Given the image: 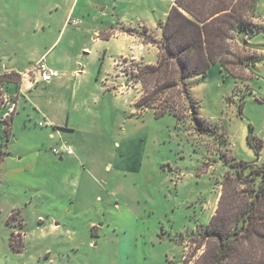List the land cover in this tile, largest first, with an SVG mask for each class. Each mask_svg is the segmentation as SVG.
Listing matches in <instances>:
<instances>
[{
    "label": "rangeland",
    "instance_id": "374dc122",
    "mask_svg": "<svg viewBox=\"0 0 264 264\" xmlns=\"http://www.w3.org/2000/svg\"><path fill=\"white\" fill-rule=\"evenodd\" d=\"M173 1L78 0L68 16L70 0H0V70L27 71L59 36L50 60L80 52L82 66L93 68L101 86L107 75L113 86L116 73L121 74L117 83L133 82L139 64L156 63L159 48L143 39L150 45L139 50L129 38L102 33L147 27L161 39L159 22ZM258 12L262 16L251 21L264 23V0ZM237 40L228 42L236 56L254 55L247 67L233 63L228 71L216 63L206 76L186 79L201 124L181 88L172 100L166 94L159 100L165 106L175 100L181 119L137 107L140 81L127 98L108 99L113 110L108 117L98 113L103 124L94 122L91 96L83 111L93 121L80 122L77 131L62 129L64 137H53L57 130L46 119L24 116L28 107L15 126L9 119V138L4 109L0 139L8 152L0 160V264L203 263L208 244L200 236L224 176L236 168L235 161L264 162V31L250 35L248 45ZM130 48L141 59L122 58ZM236 56L229 59L236 62ZM251 127L259 154L248 141ZM65 143L73 153L55 154Z\"/></svg>",
    "mask_w": 264,
    "mask_h": 264
},
{
    "label": "trees",
    "instance_id": "16d2710c",
    "mask_svg": "<svg viewBox=\"0 0 264 264\" xmlns=\"http://www.w3.org/2000/svg\"><path fill=\"white\" fill-rule=\"evenodd\" d=\"M259 1L174 0L166 20L159 22L161 39L154 37L147 27H122L124 32L138 35L159 48L156 63L139 64L138 73L132 75L143 86L136 105L153 107L157 113L172 112L181 119L175 100L169 106L159 102L163 94L172 100L176 88H181L193 117L201 124L203 119L198 115L186 79L206 76L216 63L228 71L233 63L246 67L250 64L254 55L236 56L228 42L237 38L248 45L250 35L264 31V23L251 21L252 17L262 16L258 12ZM230 56H236V62ZM6 80L18 86L21 75L14 71L0 74L3 86ZM252 129L248 141L259 154V140ZM5 132L10 138L9 122ZM6 146L1 138L0 160L7 153ZM232 165L236 168L224 176L217 207L200 236L208 244L200 264H264V162L240 160Z\"/></svg>",
    "mask_w": 264,
    "mask_h": 264
},
{
    "label": "crops",
    "instance_id": "0c3cea01",
    "mask_svg": "<svg viewBox=\"0 0 264 264\" xmlns=\"http://www.w3.org/2000/svg\"><path fill=\"white\" fill-rule=\"evenodd\" d=\"M174 3V1H173ZM78 4V0H70L69 2V14L68 16H73L74 11L76 9V6ZM72 18V17H71ZM70 18V19H71ZM67 20H65L66 22ZM67 29V27H66ZM161 29V28H160ZM104 34V37H119L124 36L125 38L131 39V41L135 44V47H139V50L144 49L146 46H149V43H146L143 38L139 37L138 35H133L128 32H124L122 30V27L119 28H113L110 29ZM161 38V36H158ZM60 38L57 36L54 41L47 46L45 52L42 53V57L45 58L47 64L59 71V76L52 79L51 81L47 83L42 82H35V75H30L29 68L27 71L23 72L19 68H14L12 70H7L5 72H21L22 81L20 85L14 86L10 85L8 89L5 86H2L3 91L6 93L8 91L7 95L12 97V102L15 103V110L10 118L15 126L17 119L19 116L23 114V108L27 110L28 107L31 108V110H27L24 116L29 115L31 118L35 117H42L46 119L49 126L55 127V130L57 132H53L52 136H56L59 134L60 136L64 137L65 134H63L62 129H72V130H78L80 122H84L85 120L87 122H90L92 118L87 114L84 113L83 109L86 107L87 104H90L91 102V96H93L95 100V108H91V111H95L94 114V122L95 123H101L102 122V114H98L101 110L105 113V115L108 117L109 112L113 110L112 102H110L108 99H110L111 96L114 95L115 100L119 101L123 97L127 98L129 96V93L132 89V87L137 86L138 84L135 83V81H129L127 84L117 83L119 80H121V74L116 73L114 76L112 75L113 81H115V84L113 86L109 85V76H104L102 78V86L97 82V78H95V72L93 68H86L84 65L82 66L83 57L81 56L80 52L74 53L72 56L68 57L65 61H54L50 60V55L53 53V51L56 49V47L60 44L62 37L60 38L59 43L54 47L53 45L56 43V41ZM84 49L87 47L84 46ZM130 54L122 55V58H130L132 60H138L141 59L139 57V54L136 50H132L133 48H130ZM48 52V53H47ZM42 59V58H41ZM40 59V60H41ZM117 59L114 61V63H117ZM12 67H15L12 65ZM4 73V71L0 70V74ZM91 86L94 87L93 92L87 93V96H84L85 92H88L91 88ZM105 86V87H104ZM108 89H113L112 93L108 91ZM115 93V94H114ZM142 92H138V95L135 96V105L137 100L140 98ZM137 106V105H136ZM138 107V106H137ZM0 113H3V110L5 109V112L8 110L9 106L3 105L1 107ZM141 109H147L149 107H140ZM90 109V108H89ZM96 109V110H95ZM34 110V111H32ZM142 111V110H141ZM118 112L120 113V110L118 109ZM36 119V118H35ZM93 121V120H92ZM108 122L110 123L111 120L108 119ZM13 125L10 126V130L12 133ZM40 126L44 127L45 124L43 122L40 123ZM109 134L108 132H106ZM112 133V132H111ZM90 136L92 134H89ZM97 135H101L102 137H105L102 133H97ZM110 137H113L111 135ZM65 146H69L68 144H63L58 148H55L53 151L57 155H61L62 153H67L64 148ZM71 147V146H70ZM6 150L8 152L7 146ZM56 150H59V152H56ZM71 153H73V148L71 147ZM64 157L60 156V160H62ZM97 179V178H96ZM220 192L217 197L219 200ZM217 200V203H218ZM217 207V204H216ZM216 209V208H215ZM215 211V210H214Z\"/></svg>",
    "mask_w": 264,
    "mask_h": 264
},
{
    "label": "built area",
    "instance_id": "2783aa9c",
    "mask_svg": "<svg viewBox=\"0 0 264 264\" xmlns=\"http://www.w3.org/2000/svg\"><path fill=\"white\" fill-rule=\"evenodd\" d=\"M29 72H30V75H32V76L35 75L36 78L34 80L37 83H39V82L47 83V82L51 81L52 79L59 76V71L50 67L47 64L45 58H42L41 60H39V62L34 64L31 67V69L29 70ZM2 94H3L2 96L4 97V99L6 101L5 102L6 104H3V105L9 106L8 110L3 115V120L8 125V121L11 118V116L15 110V103L12 102L11 96L7 95L5 92H3ZM64 150L67 153H71V151H72L70 146H65ZM56 152H59V150H56Z\"/></svg>",
    "mask_w": 264,
    "mask_h": 264
}]
</instances>
